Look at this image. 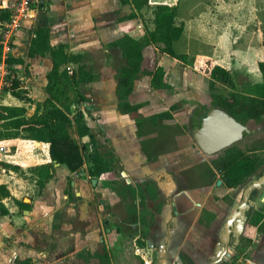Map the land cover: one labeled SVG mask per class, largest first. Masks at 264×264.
<instances>
[{"label": "crops", "instance_id": "crops-1", "mask_svg": "<svg viewBox=\"0 0 264 264\" xmlns=\"http://www.w3.org/2000/svg\"><path fill=\"white\" fill-rule=\"evenodd\" d=\"M147 6L137 10L122 0H51L16 31L12 55L25 61L17 64L25 68L18 76L28 98L7 87L0 104L26 106L33 114L42 106L41 113L46 101L72 102L70 115H83L95 133L97 150L110 151L115 166L93 183L90 135L80 138L89 154L78 171L53 162L45 142L21 136L0 139L7 149L0 155V186L9 192L2 200L7 212L0 211V264H226L227 252L232 255L241 245L248 227L236 206L242 193H234L237 188L221 182L219 174L213 177L217 167L199 149L194 128L186 127L195 110L212 105L208 81L200 73L202 62L224 67L219 53L234 51L221 48L217 38L209 53L185 44L188 24L180 4L177 18L184 31L174 48L188 59L146 46L133 91L121 100L117 75L124 58L110 43L123 35L141 39L154 29L155 15L148 26L140 15ZM41 27L49 29L53 48L63 45L67 53L83 54L93 67L95 79L82 85L84 98L77 104L75 86L66 78L55 83L53 92L47 90L51 53L29 56ZM79 65L69 62L60 69L77 70ZM158 65L164 67L166 87L152 84L151 72ZM124 102L134 108L122 106ZM47 163L54 164L53 176L40 186L32 168ZM127 184L136 188L135 194L123 193L121 186ZM117 206L120 221L111 225L108 218Z\"/></svg>", "mask_w": 264, "mask_h": 264}, {"label": "trees", "instance_id": "trees-1", "mask_svg": "<svg viewBox=\"0 0 264 264\" xmlns=\"http://www.w3.org/2000/svg\"><path fill=\"white\" fill-rule=\"evenodd\" d=\"M123 3L133 5L137 10H141L144 6L150 5V0H122ZM178 3H158L154 11V29H147L141 39H136L130 35H123L110 43L111 46L120 49L124 58L123 64L118 70V96L121 100L129 97L133 91L134 82L141 73V66L144 60V50L148 45H157L160 50L170 56L186 61L188 55L186 53H178L174 48V42L178 40L184 31V22L177 18ZM132 13L131 16H135ZM4 16H7L5 13ZM50 52L53 60V67L48 73L47 90L53 92V88L58 81L66 78L75 86L78 94V103L83 97L81 87L83 84L93 81L95 74L93 67L84 62L83 54L67 53L63 45L53 48L49 41V29L41 27L36 31V36L32 39L29 50V56L44 55ZM1 60V54H0ZM12 59H8L9 62ZM16 63H23L24 59H14ZM69 62L80 63L77 70L69 67L61 70L63 64ZM261 72L262 81L257 83L253 90L254 94L246 96L238 92L223 94L212 92L213 104L221 107L236 118L244 121H261L264 118V60L258 63ZM9 78L11 85L8 90L19 98H28L26 88L22 79L15 73V70L9 68ZM70 76H69V72ZM164 67L158 65L152 72V84L156 87H166L164 82ZM211 79L224 78L231 81L229 70L214 65L211 72ZM213 87V81L211 80ZM70 104L62 102L56 103L46 101L43 110L40 113L38 109L33 113H29L26 106L21 105H0V139H10L17 137H25L39 142H45L49 145V152L53 162L66 164L72 171L80 170L85 163V155H88L86 145L80 140L81 137L90 135L91 143L94 145L88 167L89 175L92 178L100 177L103 173L114 168L115 160L110 151L101 152L97 150V139L92 127L88 124L81 113L70 115ZM122 106L132 109L129 103L124 102ZM249 150H254L250 148ZM222 163L226 166L225 175L229 187H238L244 185L248 179L256 174L260 166L263 164V158L257 153H248L246 150L233 145L221 154ZM54 164L47 163L37 165L32 168L38 176V184L44 186L46 181L52 178V166ZM12 168L20 170L17 165H11ZM122 191L134 193L137 191L132 185H123ZM140 191V189H139ZM9 192L6 187L0 186V211L6 213L5 205L2 200L8 196ZM250 222L256 226L262 234H264V211H258L251 215ZM142 264H146L143 262Z\"/></svg>", "mask_w": 264, "mask_h": 264}, {"label": "rangeland", "instance_id": "rangeland-1", "mask_svg": "<svg viewBox=\"0 0 264 264\" xmlns=\"http://www.w3.org/2000/svg\"><path fill=\"white\" fill-rule=\"evenodd\" d=\"M158 3H178L179 6L182 4L181 16L186 19L188 24L185 44H192L195 47L194 51L211 52L212 44L216 41V38L218 43L221 44V48L227 46L226 49H233L234 52H230L233 53L230 55L227 53L228 51L225 52L222 49L219 53L220 56H218L222 58L221 62L224 67L229 70L233 85L224 78L211 79L210 72L216 64L211 60V65L208 64V60L202 62L200 73L205 79L204 81H208L209 92L223 94L238 92L243 96L254 94V86L262 81L258 62L260 59H264V53L260 51H264V0H150V5L145 8V12L140 14L143 20L148 21L147 26L151 24V19H153L152 17ZM193 11H195V14H193ZM198 13H205V16L201 17ZM11 41L13 40L11 39ZM176 48L179 51L182 50L180 46ZM1 50L2 46L0 45V54ZM236 53L240 57V64H238ZM194 55L195 53L193 52L191 60L194 59ZM15 57L21 56L17 54L10 57L12 59L9 62L11 69L15 70L17 75L25 74L23 65L14 62ZM237 65H239V68ZM26 71L30 73L28 68ZM211 80L214 83L213 87ZM203 83L205 84L206 82ZM204 84L203 87L206 88L207 84ZM6 89L7 87L4 85L0 87V101ZM193 103L197 104L194 100ZM32 107L30 105V108ZM211 107L199 108V110H195V113L201 115L209 108L211 109ZM189 121L187 119V130L191 128ZM179 123L184 125L182 122ZM238 145L245 150L253 146L263 147L259 148L257 153L264 157V125L260 131H254L251 137ZM238 189L234 193H238L240 191ZM254 198H256V205H258L259 209L264 211V200L261 202L257 197ZM120 208L121 206L114 207L111 218H108L111 219V225H117V221H120V218L116 216V214L121 216L119 214L122 212ZM250 209H255V207L251 206ZM106 214L107 209L102 212V217ZM81 224L79 222L76 223V225ZM247 226V234L240 237L241 245L234 254L228 257L226 264H264V234L259 232V230H253L251 226L254 225L251 223Z\"/></svg>", "mask_w": 264, "mask_h": 264}, {"label": "water", "instance_id": "water-1", "mask_svg": "<svg viewBox=\"0 0 264 264\" xmlns=\"http://www.w3.org/2000/svg\"><path fill=\"white\" fill-rule=\"evenodd\" d=\"M208 64L211 65L210 62ZM247 131H249V127L236 119L227 110L221 107H213L203 116L200 126L194 130L193 136L202 153L209 157L243 140ZM225 179L227 180V178ZM92 181L96 184L97 178H93ZM261 186H264V174L244 189L243 197L245 201L243 205L246 204L251 191ZM75 194L73 193V196ZM229 256H231V252H227L225 257ZM154 262L156 263V259H154Z\"/></svg>", "mask_w": 264, "mask_h": 264}, {"label": "built area", "instance_id": "built-area-1", "mask_svg": "<svg viewBox=\"0 0 264 264\" xmlns=\"http://www.w3.org/2000/svg\"><path fill=\"white\" fill-rule=\"evenodd\" d=\"M51 0H0V87H9L8 59L12 56L13 37L18 29L30 19L37 11L44 8ZM7 16H4V14ZM11 39L13 41H11ZM13 42V43H12ZM7 150L5 146H0V155Z\"/></svg>", "mask_w": 264, "mask_h": 264}, {"label": "flooded vegetation", "instance_id": "flooded-vegetation-1", "mask_svg": "<svg viewBox=\"0 0 264 264\" xmlns=\"http://www.w3.org/2000/svg\"><path fill=\"white\" fill-rule=\"evenodd\" d=\"M212 107L211 108H213V107H217V106H215L214 104H213V100H212V105H211ZM209 110H210V108H209ZM209 110H207L206 112H204V113H202L201 115H199V114H197V113H194L193 115H192V117H191V119H190V124H191V126L194 128V130L196 129V128H198L199 126H200V124H201V120H202V118H203V116L209 111ZM230 113V112H229ZM231 114V113H230ZM233 115V114H232ZM234 116V115H233ZM235 117V116H234ZM236 118V117H235ZM236 119H238V118H236ZM239 121H241L242 123H244L245 125H247L248 127H249V131H247V132H245V134H246V137L243 139V140H240V141H238L237 143H235V144H233V145H237L238 147H240L238 144L240 143V142H243V141H246L249 137H251L252 135H253V133H254V131H260L261 130V127L264 125V118L261 120V121H259V122H257V121H244V120H240V119H238ZM232 145V146H233ZM232 146H230V147H232ZM230 147H228V148H230ZM227 148V149H228ZM241 148V147H240ZM250 148H254V150H249ZM250 148H247L246 149V151L248 152V153H257V151H258V149L259 148H263V147H255V146H253V147H250ZM244 149V148H243ZM226 150V149H225ZM224 150V151H225ZM245 150V149H244ZM224 151H222V152H224ZM202 152V151H201ZM222 152H220V153H217V154H215V155H212V156H207L208 158H210V160L212 161V163H214V165H215V167H217L215 170L216 171H212V175H213V177H217V175L219 174L220 176H221V182H226L227 180H228V178H227V176L225 175V170H226V166L222 163V156H221V154H222ZM204 154V153H203ZM258 154V153H257ZM206 156V155H205ZM262 157V156H261ZM263 158V164L260 166V168L258 169V171L256 172V174L254 175V176H252V177H250L249 179H248V181L244 184V185H240V186H238V187H234V188H239L238 190H240L239 192H241L242 194V196H241V200L240 201H237V203H236V206H238V208L240 207L241 208V218H243V220H245V223H247V224H249V223H251L250 222V219H251V215L253 214V213H255V212H258V211H262L261 209H259V207H258V205H256V198H254V197H257V199L259 200V201H263L264 200V186H261V187H258V188H255V189H253L252 191H251V193L249 194V197H248V200H246V204L245 205H243V203H244V201H245V199H244V197H243V191H244V189L250 184V183H252L254 180H256V179H259L263 174H264V157H262ZM225 178H227V180L225 179ZM260 190V191H259ZM257 191H259L258 193H257ZM251 206H254L255 207V209H250L251 208ZM239 208V209H240ZM244 223V222H243ZM252 224V223H251ZM253 225V224H252Z\"/></svg>", "mask_w": 264, "mask_h": 264}]
</instances>
